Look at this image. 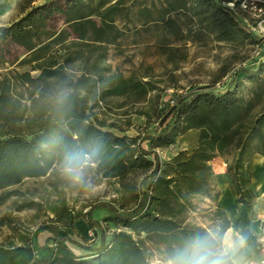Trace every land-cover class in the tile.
Returning a JSON list of instances; mask_svg holds the SVG:
<instances>
[{
  "label": "trees",
  "instance_id": "trees-1",
  "mask_svg": "<svg viewBox=\"0 0 264 264\" xmlns=\"http://www.w3.org/2000/svg\"><path fill=\"white\" fill-rule=\"evenodd\" d=\"M36 1L21 0L22 16L0 26V41L10 40L25 50L16 66H29L28 71L18 72L4 69V62H0L4 70L0 77V205L12 195L11 187L26 178L45 176L54 164L63 166L69 155L78 158L80 167L96 163L105 177L132 181L123 184L132 204L128 208L121 205L122 212L110 204L94 206L111 212L101 220L92 219L88 211V225L99 230L98 245L89 256L72 253L65 244L69 238L64 236L42 247L44 257H35L37 233L48 229L57 234L59 228L51 223L40 225L31 234H18L17 244H1L0 264H118L121 257L124 264H150L144 250L146 242L152 243L166 260L191 237L207 233L208 228L190 222L189 214L196 211L193 199H216L210 161L233 146L237 154L227 172L238 200L251 206L253 195L247 187L251 174L244 167L243 155L249 151L264 156V61L253 69L235 71L223 92L199 90L189 98H181L168 108L156 135H116L103 129L116 126L99 119L94 108L113 96L144 97L154 90L151 81L133 74L100 73L98 64L103 54L92 60V49L84 48L116 39L115 17L122 9L121 0ZM196 1L212 8L211 23L225 37L255 24L252 19L245 23L238 18L240 0ZM226 2H234V8L225 6ZM56 13L63 16L64 23L58 30L47 24ZM111 33L113 37H109ZM69 35L77 40H69ZM77 62L83 64V70L75 77L72 67ZM86 67H91L93 73L87 74ZM33 71L38 74L33 76ZM242 79L255 83L246 100L234 96L233 89ZM138 114L149 117L147 111ZM179 123L183 124L179 133L198 131L197 147L162 161L153 149L172 143L179 134ZM144 141L147 149L142 145ZM51 209L58 213L56 221L67 219L63 226H72L71 220L79 217L66 218L64 202ZM209 211L216 221L213 228L225 230L228 221L223 212ZM102 221L122 222L136 230L137 238L124 231L108 237Z\"/></svg>",
  "mask_w": 264,
  "mask_h": 264
},
{
  "label": "rangeland",
  "instance_id": "rangeland-1",
  "mask_svg": "<svg viewBox=\"0 0 264 264\" xmlns=\"http://www.w3.org/2000/svg\"><path fill=\"white\" fill-rule=\"evenodd\" d=\"M44 1L46 0H37L35 4ZM121 2L122 9L115 17L116 39L108 38L107 43L84 48L92 49L90 50L92 60L98 58L99 53L103 54L98 64L100 68H104L102 71L99 68L100 73L116 72L123 76L133 74L151 81L154 90L149 91L144 97L128 99L124 96H113L94 108L99 119L105 121L107 125L116 126V128L106 126L107 128L103 129L116 135L121 136L124 133L130 137L137 134L156 135L160 131L159 123L167 114L168 108L181 98H189L199 90L223 92L235 71L246 67L253 69L260 61H264V37L259 31L244 26L245 29L236 28L237 32L234 31L233 36L225 37L220 34L221 30L211 23L212 8L196 0H121ZM227 3L224 5L227 6ZM21 5V0H0V26H7L18 20L23 14ZM238 13L239 19H244L245 23L250 22L248 14ZM94 20L99 22L95 17ZM47 24L58 30L64 25L63 16L53 14L47 20ZM113 36L111 33L109 37ZM68 39L77 40L73 35H69ZM24 54L25 50L10 40L0 41V62H4L2 66L4 69L28 71L29 66H16ZM78 62L72 67V74L75 77L83 70V64ZM3 71L0 69V77ZM84 71L87 74L93 73L91 67H86ZM31 74L36 76L38 71ZM254 86V81L242 79L237 89H233L234 96L246 100L251 97L250 90ZM256 103L258 100H255ZM162 109L164 111L161 113ZM256 109L255 106L254 110ZM139 111H147L149 117L138 114ZM182 127L183 124L179 123L177 134ZM120 129L125 131L121 132ZM186 132L179 133L168 145L155 147L154 152L162 161L172 158V153L181 151L185 146L184 141L193 140L192 135H186ZM142 145L148 148L147 141L142 142ZM236 154L237 149L233 146L217 156V160L219 164L224 163L228 168L234 165ZM253 155L247 151L243 155L244 164ZM84 159L89 161L87 156ZM213 166L216 167V163ZM80 169L83 173L82 182L71 180L63 172L62 166L56 163L45 176L26 178L20 184L11 187L9 190L12 191V195L0 205V245L9 242L17 244L18 234H31L40 225L54 223L59 228L57 234L47 229L36 235L37 247L34 248V253L37 258L45 256L42 247L51 245L56 237L64 236L69 238L65 242L66 246L76 256L92 254L98 245L96 232L99 230L88 225V211H91L92 219L101 220L111 212L94 206L110 204L118 208L119 212L123 211L121 205L131 207V197L125 192L123 184L125 182L130 184L132 181L105 177L96 168V163L84 165ZM138 176H141V173ZM139 178H136V184ZM193 200L196 211L189 214L190 222L204 228H213L216 221L209 210L213 208L214 201L204 197L202 199L195 197ZM62 202L65 203L66 218L79 216L71 220L72 230L70 226H63L67 219L62 222L56 221L58 213L51 209L53 206H60ZM99 208L103 213L101 216H97ZM102 227L108 237L124 231L137 238L136 230H131L122 222L106 221ZM144 250L150 264L163 263L165 256L159 253L152 243L146 242ZM123 258H120L118 264H124Z\"/></svg>",
  "mask_w": 264,
  "mask_h": 264
},
{
  "label": "crops",
  "instance_id": "crops-1",
  "mask_svg": "<svg viewBox=\"0 0 264 264\" xmlns=\"http://www.w3.org/2000/svg\"><path fill=\"white\" fill-rule=\"evenodd\" d=\"M187 134L192 135L193 140L184 141L185 146L181 148V151L192 152L197 147L199 133L196 129H189L186 132ZM176 154L177 152L172 153L171 157ZM217 159L216 157L210 161L215 175V188L218 192L216 199L212 203V209L220 210L226 217L228 227L225 231L230 230L233 237H243L245 239L246 246L242 250L241 261L242 264H248L262 256L257 242V234L260 221L264 220V156L254 154L244 166L251 174L247 185L253 195L251 206L238 200V195L232 187L231 177L225 164H219ZM215 163L216 167L213 166ZM100 209L97 210V216L103 215ZM69 228L72 230L71 226ZM68 249L74 253L69 247ZM35 257L37 256L35 255Z\"/></svg>",
  "mask_w": 264,
  "mask_h": 264
},
{
  "label": "clouds",
  "instance_id": "clouds-1",
  "mask_svg": "<svg viewBox=\"0 0 264 264\" xmlns=\"http://www.w3.org/2000/svg\"><path fill=\"white\" fill-rule=\"evenodd\" d=\"M62 170L74 182L83 181L77 157L66 156ZM245 246L243 237H233L230 230L215 226L205 235L191 237L171 252L163 264H242L241 253Z\"/></svg>",
  "mask_w": 264,
  "mask_h": 264
},
{
  "label": "built area",
  "instance_id": "built-area-1",
  "mask_svg": "<svg viewBox=\"0 0 264 264\" xmlns=\"http://www.w3.org/2000/svg\"><path fill=\"white\" fill-rule=\"evenodd\" d=\"M227 6L233 9L234 2H228ZM237 11L248 14L255 22L251 28L259 31L262 37H264V0H240ZM257 242L262 256L258 260L248 264H264V220H261L259 224Z\"/></svg>",
  "mask_w": 264,
  "mask_h": 264
}]
</instances>
